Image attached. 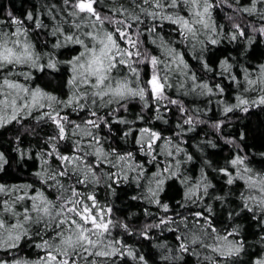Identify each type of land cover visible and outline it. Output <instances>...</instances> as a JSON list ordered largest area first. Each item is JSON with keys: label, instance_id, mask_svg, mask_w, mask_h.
I'll return each mask as SVG.
<instances>
[{"label": "snow or ice", "instance_id": "1", "mask_svg": "<svg viewBox=\"0 0 264 264\" xmlns=\"http://www.w3.org/2000/svg\"><path fill=\"white\" fill-rule=\"evenodd\" d=\"M20 4L0 264H264V0Z\"/></svg>", "mask_w": 264, "mask_h": 264}, {"label": "trees", "instance_id": "2", "mask_svg": "<svg viewBox=\"0 0 264 264\" xmlns=\"http://www.w3.org/2000/svg\"><path fill=\"white\" fill-rule=\"evenodd\" d=\"M13 2H15L17 8L21 6L20 0H0V12H3L7 5Z\"/></svg>", "mask_w": 264, "mask_h": 264}]
</instances>
